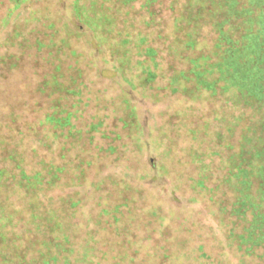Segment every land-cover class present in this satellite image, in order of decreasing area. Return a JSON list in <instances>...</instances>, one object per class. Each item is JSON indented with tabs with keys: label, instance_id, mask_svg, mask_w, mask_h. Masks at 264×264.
<instances>
[{
	"label": "trees",
	"instance_id": "trees-1",
	"mask_svg": "<svg viewBox=\"0 0 264 264\" xmlns=\"http://www.w3.org/2000/svg\"><path fill=\"white\" fill-rule=\"evenodd\" d=\"M23 1L8 0L12 4L8 12ZM79 1L72 0L68 38L89 33L93 49L98 55L104 52L101 59L95 61L70 45L75 65L68 68L75 67V76H67L60 63H50L44 79L34 86L40 97L21 102L25 110L3 103L0 264H186L185 258L196 264L214 263L202 242L194 240L189 247L184 241L175 242L165 237L162 223L158 230L146 228L145 236L131 226L135 210L141 211L135 185L155 178L134 169L132 159H108L115 175L107 171L106 159H95L104 148L114 147L99 145L96 139L98 133L105 135L101 128L108 116L97 110L108 106L97 97L92 99L91 81L77 66L83 57L92 70L102 65L100 73L111 70L135 90L184 95L206 91L227 96L234 107L253 113L246 133L222 159L224 173L212 178V173L199 169L197 175L186 174V179L194 194H211L215 189L209 200L221 215L227 246L241 258L260 259L259 249H264V0H171L176 43H168L166 49L179 54L185 67L167 77L162 49L147 31L157 23L159 0H144L149 18L141 19L138 26L128 13H119L121 5L136 0H106V5L104 0H92L88 6ZM178 2L181 8L175 10ZM205 28L213 33L210 45L189 56ZM163 77L167 81L161 87L158 81ZM123 103V114L112 117L113 141L121 138L116 127L127 132L142 127L134 107L125 98ZM149 168L169 172L161 162L153 161ZM91 169L94 179L89 176ZM144 210L162 221L155 207ZM153 221L143 220L141 226Z\"/></svg>",
	"mask_w": 264,
	"mask_h": 264
},
{
	"label": "rangeland",
	"instance_id": "rangeland-1",
	"mask_svg": "<svg viewBox=\"0 0 264 264\" xmlns=\"http://www.w3.org/2000/svg\"><path fill=\"white\" fill-rule=\"evenodd\" d=\"M91 1L79 2L88 6ZM104 1L105 5L108 4ZM71 4L72 0H24L9 13L7 9L12 4L8 0H0V114L4 112L3 103L8 107L12 105L25 110V106H21L22 101L40 97L34 86L44 79L43 75L48 71L50 63H60L67 76H75V67L68 68V65H75L70 45L76 51L92 55L95 61L101 59L104 52L98 55L97 50L93 49L89 33L68 38L72 29L69 21ZM170 4L171 0L156 2V11L159 13L156 15V22L159 23L151 25L147 30L162 49L164 58L161 64L166 77L174 70L185 67L184 59L179 58V54L175 55L170 47L166 49L168 43H176V34L170 21ZM179 4L180 2L175 5V10H180ZM145 8L144 0H136L132 5H121L119 13L122 16L128 13V17H133L135 26H138L141 19L149 18ZM202 33L203 37L196 50L187 52L189 56L205 51V47L210 45L212 31L205 28ZM81 59L77 66L82 67L83 77L91 81L88 88L92 90V99L97 97L102 101L101 105L108 106L97 110L99 114L108 116L104 118L105 125L101 128L105 135L98 133L96 139L99 145L105 147L110 143L114 147L113 150L104 148L100 152L101 156L99 154L95 159H106L109 164L107 171L114 175L116 172L111 170L114 164L111 166L108 159H132L134 169L150 172L146 176L155 178L154 181L151 178L141 183L137 181L135 187L139 188V192L134 193L139 198L137 205L141 211L135 210L131 226H137L136 230L145 236L146 228L158 230L162 223L167 234L165 237L172 238L175 242L184 241L187 247L194 240L202 242L205 250L211 254L213 264H264V249H259V253H263L260 259L241 258L237 251L227 246L226 229L221 222V215L214 211L215 202L209 200L210 193L202 191L194 194L186 179V174L197 175L200 170L212 173V178L224 173L221 169L224 166L222 159H227L237 141L246 133L245 126L253 119V113L248 108L234 107L227 96L206 91L184 95L168 90H135L126 85L119 75L114 76L111 70L102 74V65L92 70L91 65H87V58ZM166 77L158 81L161 87L166 84ZM98 89L101 91L97 92ZM154 91H160L159 95L155 96ZM122 98L127 99L134 107L142 127L138 131L128 132L116 127L114 130L121 131V138L113 141L112 138L116 136L114 133L110 134L109 129L115 123L112 117L122 115L125 111ZM110 100L112 105L108 104ZM236 117L243 119L238 121ZM138 145L141 148L135 149ZM54 152L59 153V147ZM153 161L163 163L169 172L156 169L150 171L149 164ZM123 165L124 161L118 164L120 167ZM95 175L91 169L89 176L94 179ZM223 190L225 186L219 193ZM214 197H219L218 193ZM150 207L157 209V216H163L162 221L144 210ZM148 219L154 220L153 224L141 226L143 220ZM185 263L196 264L192 259L186 258Z\"/></svg>",
	"mask_w": 264,
	"mask_h": 264
}]
</instances>
